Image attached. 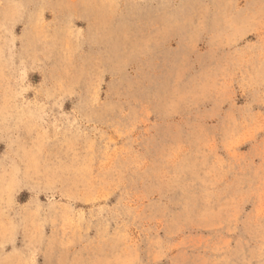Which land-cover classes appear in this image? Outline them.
Masks as SVG:
<instances>
[{
    "label": "rangeland",
    "instance_id": "rangeland-1",
    "mask_svg": "<svg viewBox=\"0 0 264 264\" xmlns=\"http://www.w3.org/2000/svg\"><path fill=\"white\" fill-rule=\"evenodd\" d=\"M0 264H264V0H0Z\"/></svg>",
    "mask_w": 264,
    "mask_h": 264
}]
</instances>
